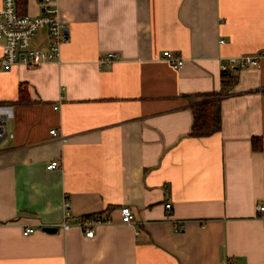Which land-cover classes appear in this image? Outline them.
Segmentation results:
<instances>
[{
    "label": "crops",
    "instance_id": "1",
    "mask_svg": "<svg viewBox=\"0 0 264 264\" xmlns=\"http://www.w3.org/2000/svg\"><path fill=\"white\" fill-rule=\"evenodd\" d=\"M54 1L60 64L0 71V264H264V66L234 69L220 131L189 136L221 67L264 52V0ZM31 42L45 49L46 30ZM94 215L108 223L87 239L76 223Z\"/></svg>",
    "mask_w": 264,
    "mask_h": 264
},
{
    "label": "built area",
    "instance_id": "2",
    "mask_svg": "<svg viewBox=\"0 0 264 264\" xmlns=\"http://www.w3.org/2000/svg\"><path fill=\"white\" fill-rule=\"evenodd\" d=\"M16 1L17 0H1L0 41L4 43V50L2 56H0V71L8 70L17 64H22L28 69L39 68L50 62L60 64V51L62 45L67 42V32L55 1L41 0L42 14L40 16L22 15L18 13ZM43 30H46V48H32L31 41L33 37ZM162 59L174 71L181 69L184 64V60L176 52L167 51L162 56ZM114 61L115 56L109 53L100 58L98 64L100 66H109ZM262 66H264V52L254 55L233 57L228 60L227 65L221 67V71L248 68L259 70ZM54 110L56 111L57 108L55 107ZM5 120V115L0 114V141L7 135L6 129H4ZM50 135L59 137L55 130H51ZM60 167L61 164L59 161L54 160L46 166V170H55ZM171 207L170 203L166 204L164 210L171 211ZM120 212L122 224H131L133 222L134 216L129 208L123 207ZM257 212L263 214L264 207L258 205ZM67 217L68 213L65 215V219ZM262 221L264 223V218H262ZM106 223H108V221L102 217H81L78 219L76 226L82 230L85 238L92 239L94 237V226ZM60 229L66 232L69 228L66 223H63ZM34 232V229L28 228L23 231V235L27 236ZM176 232H180V229L176 228Z\"/></svg>",
    "mask_w": 264,
    "mask_h": 264
},
{
    "label": "trees",
    "instance_id": "3",
    "mask_svg": "<svg viewBox=\"0 0 264 264\" xmlns=\"http://www.w3.org/2000/svg\"><path fill=\"white\" fill-rule=\"evenodd\" d=\"M17 11L24 15L27 0H17ZM220 89L218 92L205 93V95L197 96L200 102L191 106L193 121L189 136L195 138H207V136L218 133L221 129V100L229 96V91L236 85L238 78L236 71L230 69L222 71L220 75ZM19 102H24L23 96ZM252 150L260 152L261 140L255 138L252 140ZM101 218L100 215H94ZM88 216V217H94Z\"/></svg>",
    "mask_w": 264,
    "mask_h": 264
},
{
    "label": "water",
    "instance_id": "4",
    "mask_svg": "<svg viewBox=\"0 0 264 264\" xmlns=\"http://www.w3.org/2000/svg\"><path fill=\"white\" fill-rule=\"evenodd\" d=\"M235 70H237V69H235ZM41 229H42L43 232L48 233V234L56 233L57 232V228H55V227H51V228H49V227H42Z\"/></svg>",
    "mask_w": 264,
    "mask_h": 264
}]
</instances>
